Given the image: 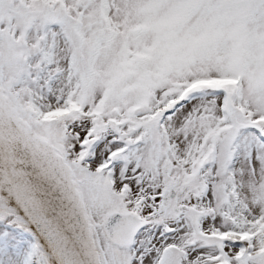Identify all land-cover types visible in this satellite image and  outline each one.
I'll return each mask as SVG.
<instances>
[{
  "label": "snow or ice",
  "instance_id": "snow-or-ice-1",
  "mask_svg": "<svg viewBox=\"0 0 264 264\" xmlns=\"http://www.w3.org/2000/svg\"><path fill=\"white\" fill-rule=\"evenodd\" d=\"M0 264H264V0H0Z\"/></svg>",
  "mask_w": 264,
  "mask_h": 264
}]
</instances>
